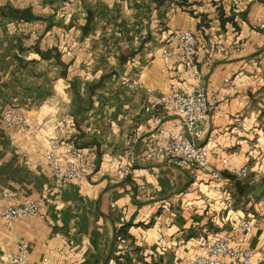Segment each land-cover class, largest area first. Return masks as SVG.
<instances>
[{
  "label": "crops",
  "instance_id": "0c3cea01",
  "mask_svg": "<svg viewBox=\"0 0 264 264\" xmlns=\"http://www.w3.org/2000/svg\"><path fill=\"white\" fill-rule=\"evenodd\" d=\"M263 16L259 0H0V213L27 200L40 209L11 229L0 216V264H13L19 241L32 264H183L225 239L264 264ZM182 31L197 40L194 67L161 58ZM122 81L144 82L152 97L221 94L200 144L213 168L227 163L223 192L208 175L141 160L146 137L179 120L145 113L148 97ZM6 110L23 124L5 130ZM49 138L74 145L83 180L52 172ZM243 167L249 179H235ZM239 218L250 237L231 233Z\"/></svg>",
  "mask_w": 264,
  "mask_h": 264
},
{
  "label": "built area",
  "instance_id": "2783aa9c",
  "mask_svg": "<svg viewBox=\"0 0 264 264\" xmlns=\"http://www.w3.org/2000/svg\"><path fill=\"white\" fill-rule=\"evenodd\" d=\"M216 1V0H213ZM261 12L264 15V0H259ZM257 30L264 33V16L255 19ZM173 48V53L169 52ZM197 40L189 31L173 32L166 38L162 47L161 58L168 63L171 54L184 66L194 67L196 61ZM193 76L200 79V73L193 69ZM226 82V81H225ZM129 88H135L148 97L144 105L147 114L170 112L175 115L179 124L175 132L166 134L161 129L150 133L142 143L141 160L145 163H163L179 169L188 170L194 174L208 175L214 190L223 192L225 179L221 172L225 169L226 161L222 160L221 170L210 164L211 148L207 144H200L204 133L212 124V118L221 107L223 97L220 93H208L201 86H196L188 92L170 90L166 94L152 97V91L142 81H122ZM23 124V119L11 110L3 114V128L12 130ZM166 136H163L165 135ZM45 161L52 172L68 180L81 181L85 178V171L78 166V155L71 142L49 138L46 141ZM133 173L130 167H123L121 174L129 177ZM231 175L235 179L248 180L247 167L234 169ZM140 191L144 187L139 188ZM13 197V194L7 195ZM251 199V198H250ZM40 209L34 201H24L20 206L7 207L0 213L5 226L11 229L14 220L19 218L37 217ZM230 231L236 237H250L253 226L244 218H239ZM28 244L19 241L15 253L10 257L13 264H32L27 253ZM254 252L240 245L233 244L230 239L215 241L211 247L201 254L183 257V264H252Z\"/></svg>",
  "mask_w": 264,
  "mask_h": 264
},
{
  "label": "water",
  "instance_id": "95a60500",
  "mask_svg": "<svg viewBox=\"0 0 264 264\" xmlns=\"http://www.w3.org/2000/svg\"><path fill=\"white\" fill-rule=\"evenodd\" d=\"M260 193H261V187H258L257 188V192H256V196L259 197L260 196Z\"/></svg>",
  "mask_w": 264,
  "mask_h": 264
}]
</instances>
